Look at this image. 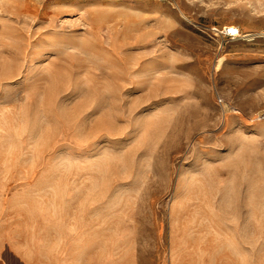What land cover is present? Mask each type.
<instances>
[{
  "label": "rangeland",
  "instance_id": "1",
  "mask_svg": "<svg viewBox=\"0 0 264 264\" xmlns=\"http://www.w3.org/2000/svg\"><path fill=\"white\" fill-rule=\"evenodd\" d=\"M259 32L264 0H0L3 234L42 264H264Z\"/></svg>",
  "mask_w": 264,
  "mask_h": 264
},
{
  "label": "crops",
  "instance_id": "2",
  "mask_svg": "<svg viewBox=\"0 0 264 264\" xmlns=\"http://www.w3.org/2000/svg\"><path fill=\"white\" fill-rule=\"evenodd\" d=\"M0 264H42V262L40 258L28 256L22 240H9L0 229Z\"/></svg>",
  "mask_w": 264,
  "mask_h": 264
},
{
  "label": "built area",
  "instance_id": "3",
  "mask_svg": "<svg viewBox=\"0 0 264 264\" xmlns=\"http://www.w3.org/2000/svg\"><path fill=\"white\" fill-rule=\"evenodd\" d=\"M221 38L232 40L240 36L239 28L235 25H226L219 31Z\"/></svg>",
  "mask_w": 264,
  "mask_h": 264
},
{
  "label": "bare ground",
  "instance_id": "4",
  "mask_svg": "<svg viewBox=\"0 0 264 264\" xmlns=\"http://www.w3.org/2000/svg\"><path fill=\"white\" fill-rule=\"evenodd\" d=\"M260 34L264 35V32H259V33H248L245 35V41H252L257 37H262Z\"/></svg>",
  "mask_w": 264,
  "mask_h": 264
}]
</instances>
